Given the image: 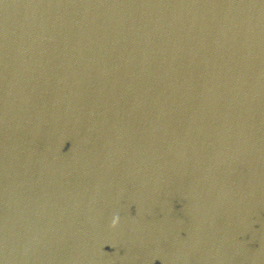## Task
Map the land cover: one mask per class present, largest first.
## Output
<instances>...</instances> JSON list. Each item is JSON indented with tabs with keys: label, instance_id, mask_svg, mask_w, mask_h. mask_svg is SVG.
Here are the masks:
<instances>
[{
	"label": "water",
	"instance_id": "obj_1",
	"mask_svg": "<svg viewBox=\"0 0 264 264\" xmlns=\"http://www.w3.org/2000/svg\"><path fill=\"white\" fill-rule=\"evenodd\" d=\"M0 264H264V0H0Z\"/></svg>",
	"mask_w": 264,
	"mask_h": 264
},
{
	"label": "clouds",
	"instance_id": "obj_2",
	"mask_svg": "<svg viewBox=\"0 0 264 264\" xmlns=\"http://www.w3.org/2000/svg\"><path fill=\"white\" fill-rule=\"evenodd\" d=\"M116 222H117V217L114 215V216L112 217V221H111V223L114 225Z\"/></svg>",
	"mask_w": 264,
	"mask_h": 264
}]
</instances>
